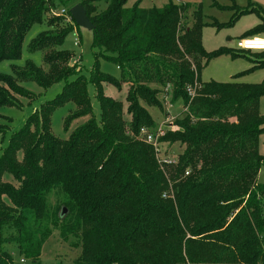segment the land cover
Returning a JSON list of instances; mask_svg holds the SVG:
<instances>
[{"label": "trees", "instance_id": "obj_1", "mask_svg": "<svg viewBox=\"0 0 264 264\" xmlns=\"http://www.w3.org/2000/svg\"><path fill=\"white\" fill-rule=\"evenodd\" d=\"M128 1L0 0V64L20 60L28 32L36 24L47 26L28 46L44 52L45 66L29 60L11 65L12 74L0 71V107H18L17 95L31 94L24 82L42 88L65 83L0 147V264H15L11 245L31 264H45L42 250L55 230L76 253L75 264H264V182L258 181L264 81H201L202 68L213 59L248 52L207 51L204 27L233 26L255 8L236 10L227 23L205 22L199 9L193 23L184 24L186 4L170 0L146 9L141 0L131 7ZM76 5L93 24L97 60L116 64L119 79L96 67L89 77L81 74L71 63L74 54L59 48L78 27L71 14ZM59 7L68 9L70 21L53 14ZM262 33L264 23L240 38ZM257 55L264 57V51ZM251 61L256 65L233 78L264 67V61ZM104 84L118 90L129 85L126 109L105 95ZM169 86L172 102L182 100L186 112L160 141L185 150L176 164L162 168L139 133L156 128L147 106L162 110L160 95ZM68 103L75 108L64 118L68 137L61 139L52 131V115ZM7 175L18 185L5 181ZM171 192L173 197L164 196Z\"/></svg>", "mask_w": 264, "mask_h": 264}, {"label": "rangeland", "instance_id": "obj_2", "mask_svg": "<svg viewBox=\"0 0 264 264\" xmlns=\"http://www.w3.org/2000/svg\"><path fill=\"white\" fill-rule=\"evenodd\" d=\"M67 1V0H63ZM137 0H129L127 7H131ZM170 0H141V6L143 8H150L153 6L162 7L167 4ZM177 4H186L189 6L187 15L184 17L183 23H193L194 13L201 9L204 21L211 23L212 21H218L221 23L230 22L231 18L236 14L238 9H252L255 8L254 12L241 16L233 26L217 30L215 27L206 26L203 29V45L207 51H213L220 47L236 48V41L248 29L255 25L264 23V0H172ZM215 3L223 6L220 9ZM235 7V8H234ZM63 7H59L53 12V14H60V10ZM47 29L46 24H36L28 32L26 39L23 44L22 58L17 61H5L0 64V71L5 74H12L11 65L23 67L27 61H33L37 66L44 67V52L36 51L30 52L28 46L30 42L38 36V34ZM264 35V34H263ZM79 37L80 43L75 44L76 38ZM93 44V33L92 30L86 26H78L73 30L66 38L64 44L59 47L71 51L74 56L72 58V65H75L78 71H82L81 74L89 77L95 67L105 73L119 79L120 70L116 64L108 61L104 58L97 60L95 56V49L92 47ZM261 51H248L242 53L243 57L236 59L231 58L229 55H224L213 59L209 65L202 68L201 81L209 82L212 80L218 82H230L238 81L244 83L258 84L264 81V68L252 72L242 78L235 79L232 76L248 70L252 66V61H264V57L257 55ZM245 56V57H244ZM250 60H248V59ZM65 83L58 82L49 88H42L34 82H24L22 86L29 91V96L24 97L17 95L18 107L4 105L0 107V125L4 127L3 133L0 134V147L8 145L12 134L21 129L27 118L33 111L39 109L43 103L48 100L55 98L63 89ZM155 86V85H154ZM129 85L124 84L121 90L114 87L111 84H104L105 95L122 101L124 103V109L127 107L126 97ZM89 91L92 96L93 113L96 116L100 114V106L97 98L95 97V90L92 85L89 86ZM163 101V109L158 107L147 106L151 114L153 115L156 128L159 129L163 125L164 129L168 128L170 122H174L175 119L183 117L186 112L183 101L179 100L177 103L172 102V87L169 86L164 90L163 94L160 95ZM183 106V107H182ZM75 108L73 103L65 104L59 107L52 115V131L55 136L65 139L68 137L67 133L64 132V118L69 114V110ZM260 111L264 114V97L260 102ZM167 113V115H166ZM90 116L82 117L75 120L70 128V131L75 129L77 126L86 122ZM125 118L129 120V115L125 113ZM153 130V129H152ZM161 142V141H160ZM160 158H171L177 161V158L185 150V146L180 143L170 145L167 142L160 143ZM261 151L264 154V135L261 139ZM22 154H20L21 158ZM5 181L11 182L15 185L18 183L14 180L11 175L5 177ZM258 181L264 182V166L260 170L258 175ZM52 199H56L55 195H52ZM12 253L13 261L15 264L21 263V256L15 245L9 247ZM76 253L69 248L68 244L61 241L59 230H55L49 240L44 244L42 250L41 261L45 264H52L59 260H64V264H75L73 258ZM24 264H31L30 261Z\"/></svg>", "mask_w": 264, "mask_h": 264}, {"label": "built area", "instance_id": "obj_3", "mask_svg": "<svg viewBox=\"0 0 264 264\" xmlns=\"http://www.w3.org/2000/svg\"><path fill=\"white\" fill-rule=\"evenodd\" d=\"M60 14L62 16H66L68 17V21H70V14L67 8H61L60 10ZM59 15V14H56ZM70 18V19H69ZM80 43L79 37L76 38V42L75 44ZM236 50H243V51H264V36H250V37H246V38H238L236 41V48H234ZM189 94L191 97H193L195 95V90L194 89H190L189 90ZM172 122H170V124H168V128L164 129L163 125H161L159 127V129L155 130V129H148L143 127L140 130L139 133V137L145 141L146 143L152 145L155 149L156 152V158L160 164V166L162 168H164L165 166H169V165H173L176 164L177 161L173 160L171 158H160V139L165 136L166 132L168 129L172 128ZM190 171L186 172V175H189ZM165 197H173V192L171 193H166L164 195ZM29 260L22 257L21 258V263L24 264L26 262H28Z\"/></svg>", "mask_w": 264, "mask_h": 264}, {"label": "water", "instance_id": "obj_4", "mask_svg": "<svg viewBox=\"0 0 264 264\" xmlns=\"http://www.w3.org/2000/svg\"><path fill=\"white\" fill-rule=\"evenodd\" d=\"M71 14L75 19L78 26H86L90 29L93 28V24L87 16V12L82 5H76L71 9ZM67 210L64 209L63 214H66Z\"/></svg>", "mask_w": 264, "mask_h": 264}, {"label": "crops", "instance_id": "obj_5", "mask_svg": "<svg viewBox=\"0 0 264 264\" xmlns=\"http://www.w3.org/2000/svg\"><path fill=\"white\" fill-rule=\"evenodd\" d=\"M137 1H138V0H137ZM255 26H257V25H255ZM255 26H253V27H255ZM253 27H251V28H253ZM251 28H250V29H251ZM248 30H249V29H248ZM246 31H247V30H246ZM246 31H245V32H246ZM245 32H244V33H245ZM242 34H243V33H242ZM242 34H241V35H242ZM263 34H264V33L259 34V35H260V36H264ZM256 36H258V35H256ZM240 37H241V36H240ZM240 37H239V38H240ZM208 65H209V64H208ZM254 65H256V64H255V63H252V66H251L250 68H252ZM250 68H249V69H250ZM263 68H264V67H263ZM261 69H262V68H261ZM258 70H259V69H258ZM233 76H234V75H233ZM233 76H232V77H233ZM243 77H244V76H243ZM241 78H242V77H241ZM182 107H183V106H182Z\"/></svg>", "mask_w": 264, "mask_h": 264}]
</instances>
